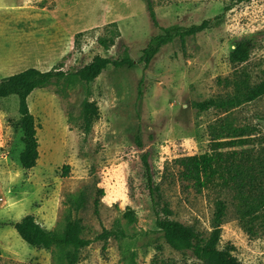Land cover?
<instances>
[{"label":"rangeland","instance_id":"obj_1","mask_svg":"<svg viewBox=\"0 0 264 264\" xmlns=\"http://www.w3.org/2000/svg\"><path fill=\"white\" fill-rule=\"evenodd\" d=\"M227 1L151 0L163 26L213 18ZM0 8V42L8 41L0 46V65H11L12 72H72L96 55L117 59L127 53L134 60L133 67L108 65L88 93L79 80L64 78L29 94L39 143L30 170L19 163L22 132L10 124L19 117L17 96L0 98V264L68 263L72 249L36 248L19 237L13 223L27 213L52 232H61L68 219L80 221L81 236L90 243L73 264H201L191 251L170 247L158 230L142 154L172 219L207 231L220 197L226 211L218 247L230 248L242 264H264V206L253 218L241 217L243 204L219 186L221 179L197 191L178 178L175 161L212 152L211 130L221 122L243 128L247 138L221 152L245 148L254 157L264 155V95L227 111L195 105L230 97L228 82L237 70L248 73L251 84L264 78V0L235 4L218 25L175 38L146 66L141 52L157 28L143 0H0ZM114 30L112 45L98 43ZM240 41L251 51L234 67L228 54ZM8 72L0 69V79ZM84 101L98 107L87 133L81 129ZM104 228L122 234L103 240L98 235Z\"/></svg>","mask_w":264,"mask_h":264},{"label":"trees","instance_id":"obj_2","mask_svg":"<svg viewBox=\"0 0 264 264\" xmlns=\"http://www.w3.org/2000/svg\"><path fill=\"white\" fill-rule=\"evenodd\" d=\"M153 25L157 28L146 46L142 49L141 60L148 65L160 48L175 38L185 40L187 36H194L207 28L218 25L224 16L225 11L235 4L249 0H228L223 6L222 12L213 18H205L199 23L188 26L172 24L160 25L157 22L156 14L151 0H143ZM117 32L114 30L111 36L98 37V43L104 48L114 43ZM251 45L247 41H240L229 51L228 60L234 67L246 62L249 58ZM108 65L115 67L134 66V60L125 53L120 58H110L100 55L94 56L88 63L72 72H66L60 68L41 70L36 67H27L21 71L0 79V98L16 95L18 100L19 117L11 120L10 124L14 130H21L22 149L19 153V163L24 170L33 168L39 157L37 124L34 115L30 112L27 98L36 88H42L59 79H76L86 86L92 82ZM232 86L233 94L224 101L206 99L197 102L198 110H207L211 107L227 111L242 103L252 101L264 95V78L255 84H251L248 73L235 71L234 77L228 82ZM83 132H89L93 121L98 116V107L93 101H84L82 105ZM212 127L211 149L212 152H204L176 158V163L181 167L178 178L188 181L194 185L197 191L213 185L221 179L219 186L229 188L239 204L244 208L238 211L241 217L253 218L264 206V155L256 156L251 150H232L223 153L222 147L244 144L247 138H243V128L231 130L227 123H220ZM232 137L229 140L226 138ZM141 161L144 169L150 200L155 213V223L162 233L166 243L175 250H189L201 261V264H242L232 254L228 247L219 248L221 237V223L226 211V202L217 197L214 202L211 227L207 231H200L194 226L186 225L172 219V211L167 202H161L159 198V187L152 182L149 163L145 154H142ZM66 169L68 165L64 166ZM96 200L95 204L97 205ZM95 212L98 213L97 209ZM130 220L133 219L131 211L126 212ZM13 227L19 237L28 245L49 249L53 246L59 248H70L67 253V264H73L77 251L90 243L88 238L81 236V225L78 219H68L61 232H52L42 226L33 213H27L20 220L13 223ZM122 232L103 229L98 235L99 238L107 240L110 236H117ZM19 264V263H14ZM25 264H32L31 262Z\"/></svg>","mask_w":264,"mask_h":264},{"label":"crops","instance_id":"obj_3","mask_svg":"<svg viewBox=\"0 0 264 264\" xmlns=\"http://www.w3.org/2000/svg\"><path fill=\"white\" fill-rule=\"evenodd\" d=\"M0 9H1V8H0ZM11 21H12V18H11ZM2 43L8 44V41H7V40H2V41L0 42V46H1ZM10 43H11V42H10ZM10 43H9V44H10ZM0 53H1V47H0ZM1 58H3V56H1V54H0V59H1ZM0 69L8 70V71H9L8 73H6V74L3 75L4 77H6V76H8V75H11V74L15 73V72H12V66H11V65H0Z\"/></svg>","mask_w":264,"mask_h":264}]
</instances>
